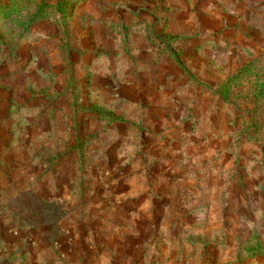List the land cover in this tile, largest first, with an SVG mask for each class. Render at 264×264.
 Segmentation results:
<instances>
[{"label": "crops", "instance_id": "crops-1", "mask_svg": "<svg viewBox=\"0 0 264 264\" xmlns=\"http://www.w3.org/2000/svg\"><path fill=\"white\" fill-rule=\"evenodd\" d=\"M8 1H18V6L12 8L22 9L23 0ZM74 1L72 13H66L62 6L61 18L57 19L46 10L47 5L53 7V2L46 5L42 0L40 8L45 14L32 23L29 37L20 39L16 46L20 54L12 57L9 51L4 52L0 62V121L8 123V131L14 135L18 131L19 137L29 139L26 147L16 144L0 149V264H67L56 259L59 232L67 233L65 251L69 260L76 254L82 258V264H154V236L168 228L165 219L170 203L175 202L178 209L186 211L189 201H203L193 187L200 186L199 193L208 181L196 177L201 168L197 164V139L205 131L195 123L211 122L212 129L214 121H226L225 116H233L226 109L220 111L219 106L224 104L219 102L217 87L226 74L240 70L241 59L264 57L263 0H210L209 8L200 3V14L218 19L215 23L208 22L210 17L190 13L188 0H154L147 7L141 0H133L134 8L126 18L117 13L118 4H112L116 3L112 0ZM2 5L0 8L5 11V4ZM119 23L127 31L129 50L124 49L121 40L113 38L112 26ZM60 24H68L73 35L68 37L73 46L72 61L64 50L52 48L62 42ZM80 25L82 29L78 31ZM155 35L160 37V43H155ZM97 38L100 43L93 42ZM179 41L183 42L180 46L190 41H221L229 45L221 55L215 49L184 50L187 52L178 61L169 47ZM98 47L103 50L96 54ZM219 59L224 62L221 66ZM76 63L80 70H76ZM78 79L88 93L84 98H92L93 104L109 106L117 113L109 112L115 117L114 122L129 120L147 127L145 144L154 159L135 164L132 169L136 172L125 176L114 173L102 180L110 192L100 205L97 221L92 213L70 211L55 220H45L36 205L18 203H70L75 195L74 189H65L69 183L62 185L44 175L38 114L45 115L47 120L48 114L42 112L48 111L53 102L58 109L72 107V81ZM53 93L59 95L57 101L51 99ZM63 112L58 117L57 132L68 128V109ZM88 119L83 136L90 137V123L94 119ZM176 123L180 125L172 128ZM140 128L134 130L141 131ZM187 134L193 135V141L188 148L183 146V160L172 165L171 146L166 143L172 135L185 139ZM61 165L63 168L64 164L55 167L60 169ZM99 169L111 168L99 163ZM172 172L178 176L173 178ZM176 185L186 188H180V193L172 192L169 187ZM213 198L226 203V209L214 206ZM213 198L205 199L212 203L214 211L219 207V215L224 213L228 227L234 228L235 222L230 218H235L231 212L236 210V198ZM237 213L240 214L238 210ZM79 229L86 232L87 243L84 240L82 251L76 253L68 245V235ZM92 233L96 234L95 240L90 239ZM144 234L150 237L144 238ZM143 248L150 251L148 258L141 251ZM225 260L227 264H238L231 257Z\"/></svg>", "mask_w": 264, "mask_h": 264}, {"label": "rangeland", "instance_id": "rangeland-1", "mask_svg": "<svg viewBox=\"0 0 264 264\" xmlns=\"http://www.w3.org/2000/svg\"><path fill=\"white\" fill-rule=\"evenodd\" d=\"M41 1L23 0L21 3L22 9L19 8L17 11L12 6H18V1H12L11 3L8 0H0V6H3L4 3V7H6L5 11L0 8V57H2L0 62H3L4 52L9 51L12 57L20 54L16 46L21 38L24 36L28 38L32 32L31 20L40 8ZM43 1L46 5L48 2H53V7L50 8L47 5L46 10L57 19L61 18L62 13L59 8L63 6L65 7L64 11L66 13L69 11V14H71L73 11L72 6L76 4L74 0ZM112 1L116 2L112 4H118L116 10L117 13H123L122 18L130 16V11L134 8L133 0ZM141 1L147 7L154 0ZM155 1L162 3V0ZM209 1L188 0L186 2L187 9L197 17H210L201 15V7L199 6L203 2L201 5L209 8ZM13 3L15 4L13 5ZM220 5L225 6L226 3H220ZM223 20H226V17ZM210 21L215 23L219 20L210 17L208 22ZM64 24H60L64 34L60 40L62 42H58L52 48L58 51L64 50L67 52V59L72 61L73 53L71 56V51L73 46L68 37L73 35H71L72 32H70L68 24L65 26ZM112 28L115 41L121 40L124 49L129 50L130 48L126 44L127 31L125 27L119 23L113 25ZM81 29L80 25L78 31H81ZM154 40H156V44L160 43V37L157 35H155ZM93 42L100 43L98 38L93 39ZM181 43L183 42L179 41V43L170 44L169 47L171 49L170 53L178 61L179 59L182 61L180 56L187 51L190 52V49L201 51L207 48L206 52L215 49L221 55L225 53L229 45L221 41L201 43L190 41L180 46ZM164 44L167 46L166 43ZM97 49L96 54L101 53L100 51L103 50L99 47ZM162 49L160 47V50ZM162 51L163 54L166 53L164 49ZM29 59L26 63L24 61L27 66ZM241 60L240 70L230 76L226 74L225 79L221 80L223 83L217 87L219 102L224 104L223 107L219 106L220 111L223 112V109H226L227 114H233V116H225L226 121H214L212 129H209L211 122L195 123L198 129L205 131L201 135V139H197V164L201 168L197 169L196 177L208 181L205 182L204 186L201 185L202 189L199 193L197 191L200 186L193 187L197 189L196 193L198 195L201 193L203 201H189L186 211L178 209L177 203H170V208L167 210L169 216L165 219L168 228L164 232H157L154 236V264H227L225 259L228 257L233 258V261L238 264H264V57ZM219 64L221 66L224 62L219 59ZM182 65L184 66L183 62ZM75 67L76 70L79 69L77 63ZM72 85L73 97L75 98L73 106L58 109L53 102L51 106L47 107L48 111L42 112L48 114V119L46 120L45 115L38 114L37 122L39 130L42 132L39 141H41L44 152V175L52 176L54 180H58L62 185L69 183L64 187L67 190L74 189L75 196L72 197L70 203L43 201L18 203V205L28 206V204H31L33 207L36 205L41 209L45 220H55L57 216L70 211L92 213L93 219L97 221L98 216L96 214L100 210V205L110 192V187L103 185L102 180L110 178L114 173L125 176L131 174V172H136L135 169H132L135 164L137 165L140 161L146 163L154 158L146 146L147 127L145 125L129 120L114 122L115 118L112 114L108 116L109 112L115 113L109 106L93 104L92 98L90 100H88L89 97L84 98L88 93L83 91L84 87L81 79L72 81ZM52 95L51 99L57 101L59 95L55 93ZM67 109L69 112L68 128H61V131L57 132L55 129L59 126L58 117ZM94 115L104 116L107 120H97ZM88 116L94 119L90 123V137L83 136L84 125L90 119H88ZM179 125V123H176L172 128ZM136 127L142 130L136 132ZM71 131L74 133L73 136H71ZM60 132L63 133V136ZM13 133L8 131V123L0 121V149L12 147L16 144L22 147L28 145V136L19 137L18 131L15 135ZM23 133L27 134L26 132ZM174 136L172 135L166 143L171 146L172 165L181 158L183 160V146L188 148L187 145L193 141L192 134H187L185 139ZM179 143L182 145H178ZM179 146L182 148H179ZM99 163L111 169L100 170ZM56 164H64V167L62 168L61 165L58 169L55 167ZM72 168L74 169L72 170ZM176 173L172 172L174 174L173 178L178 176ZM88 180L90 183H88ZM180 188L184 189L186 187L177 185L169 187L175 193H178V191L180 193ZM216 195L236 198V210L234 209L231 212L234 213L235 218H230V221L233 219L235 222L234 228L228 227L230 223H226L228 220L224 213L221 216L219 215L221 213L220 208H223L222 211L226 209V203H221L213 198ZM206 197L213 198L214 206L219 205L220 208L218 207L216 211L211 209L212 203L207 201ZM237 210L240 214L237 213ZM241 211H244V213L242 214ZM82 230L79 229L74 235H68V245L73 247L76 253L82 251V243L87 240L86 232L84 233ZM143 236L144 238L150 237L147 234ZM95 237L96 234L92 233L90 239L95 240ZM56 238H58V249L55 253L56 259H59L58 261L67 262V264L83 263L82 258L76 254L73 255L71 260L66 257L67 233L59 232L56 234ZM230 242H233V245L230 246ZM141 251L148 258L150 251L144 248Z\"/></svg>", "mask_w": 264, "mask_h": 264}, {"label": "trees", "instance_id": "trees-1", "mask_svg": "<svg viewBox=\"0 0 264 264\" xmlns=\"http://www.w3.org/2000/svg\"><path fill=\"white\" fill-rule=\"evenodd\" d=\"M60 9H62V7ZM43 14H45V12L42 10V8L38 9L37 13L35 14L33 19L31 20V23H33V22L39 20L40 18H42ZM108 116H111V114L108 113ZM113 118H115V117H113Z\"/></svg>", "mask_w": 264, "mask_h": 264}]
</instances>
